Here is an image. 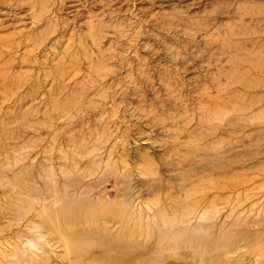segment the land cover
Instances as JSON below:
<instances>
[{
	"label": "rangeland",
	"instance_id": "374dc122",
	"mask_svg": "<svg viewBox=\"0 0 264 264\" xmlns=\"http://www.w3.org/2000/svg\"><path fill=\"white\" fill-rule=\"evenodd\" d=\"M8 1L0 0V43L11 44H0L6 54L0 57V264H94L105 253L99 264L122 258L124 264H264V0H10L15 8ZM62 47L69 48L66 54ZM65 64H79L78 70ZM47 171L62 187L78 178L71 198L112 208L126 203L125 219L134 225L96 235L86 243L95 244L93 252L75 258L47 224L49 211L60 207L57 197L15 188H45ZM190 194L201 198L197 205H186ZM43 204L49 207L40 214ZM161 206L168 215H156ZM184 207L193 212L183 213ZM155 218L182 228L147 226ZM121 241L133 250L115 262L113 249Z\"/></svg>",
	"mask_w": 264,
	"mask_h": 264
},
{
	"label": "bare ground",
	"instance_id": "6f19581e",
	"mask_svg": "<svg viewBox=\"0 0 264 264\" xmlns=\"http://www.w3.org/2000/svg\"><path fill=\"white\" fill-rule=\"evenodd\" d=\"M10 1V0H9ZM8 1V3H7V6L9 7V5L8 4H10V2ZM16 1V0H15ZM19 1V0H18ZM21 1V0H20ZM19 1V2H20ZM34 1V0H33ZM33 1H31L32 3H34ZM36 1V0H35ZM50 1V0H49ZM53 1V0H52ZM62 1V0H61ZM68 1V0H67ZM72 1L73 0H71V3H72ZM79 0H77L76 1V4H77V2H78ZM95 1V0H94ZM25 1H23V2H20L21 4L22 3H24ZM28 2V1H27ZM38 2H39V0H38ZM42 2V1H41ZM43 2H44V0H43ZM46 2V1H45ZM63 2V1H62ZM70 2V1H69ZM75 2V1H74ZM73 2V3H74ZM93 2V1H92ZM96 2V1H95ZM32 3H30V1L27 3V5L29 6V4H32ZM52 4L53 2H49V4ZM64 3H66V2H64ZM89 3V2H88ZM108 3V2H107ZM16 3H14V5H15ZM35 4H36V2H35ZM48 4V6H50ZM60 4V3H59ZM76 4H74V5H76ZM81 4V3H80ZM80 4H78V5H80ZM83 4V3H82ZM93 4H94V2H93ZM6 5V4H5ZM20 5V4H19ZM62 6L61 7H63V4H61ZM68 5V4H67ZM70 5H72V4H70ZM69 5V6H70ZM74 5L72 6L73 8H74ZM86 5V4H85ZM91 5V4H90ZM10 6H11V4H10ZM12 6H13V4H12ZM11 6V7H12ZM23 6H25V5H23ZM34 5H32V7H33ZM36 6V5H35ZM108 6V5H107ZM112 6V5H111ZM14 8H15V6H13ZM18 7H21V5L20 6H18ZM37 7H39V5L37 6ZM81 7H82V5H81ZM80 7V8H81ZM93 7H95V5L93 6ZM97 7V6H96ZM95 7V8H96ZM1 8V7H0ZM3 8H4V6H3ZM14 8H13V10H14ZM16 8H17V5H16ZM26 8V7H25ZM30 8V9H29ZM40 8V7H39ZM42 8V7H41ZM67 8H68V6H67ZM76 8V7H75ZM83 8V7H82ZM89 8V7H88ZM94 8V9H95ZM100 8V7H99ZM20 9V8H19ZM28 9L31 11V6L30 7H28ZM58 9H60L59 7H58ZM64 9V8H63ZM69 9V8H68ZM71 9V8H70ZM78 9V8H77ZM0 10H2V9H0ZM13 10H12V12H13ZM26 10H27V8H26ZM26 10H24V12L26 11ZM28 10V11H29ZM40 10V9H39ZM42 10V9H41ZM43 10L45 11V9L43 8ZM61 10V9H60ZM82 10V9H81ZM96 10V9H95ZM98 10V9H97ZM105 10H108V9H106V7H105ZM3 11V10H2ZM1 11V12H2ZM37 11V10H36ZM36 11H32V12H34V15L36 16L37 14L35 13ZM58 11V10H57ZM71 11V10H70ZM79 11V10H78ZM84 11V10H83ZM88 11V10H87ZM37 12H39V11H37ZM41 12V11H40ZM71 12H73V11H71ZM86 12V11H85ZM84 12V13H85ZM104 13H106L105 11H103ZM3 13V12H2ZM7 13H8V11H7ZM10 13V12H9ZM16 13V12H15ZM17 13H19V12H17ZM29 13V12H28ZM45 13H47V12H45ZM79 13V12H78ZM89 13V12H88ZM88 13L86 14V15H88ZM99 13V12H98ZM101 14L100 15H102V11L100 12ZM103 13V14H104ZM21 14V13H20ZM30 14H32V13H30ZM40 14V15H39ZM38 15L40 16H38L37 17V20H38V18H41L42 17V13H39ZM42 14V15H41ZM10 15V14H9ZM19 15V14H18ZM22 15H24V14H21V17H22ZM29 15V14H28ZM34 15H33V19H36V17L34 18ZM52 15V14H51ZM54 15H56V14H54ZM100 15H99V17H100ZM20 16V15H19ZM65 16V15H64ZM7 17V16H6ZM46 17V16H45ZM98 17V16H97ZM98 17V18H99ZM20 18V17H19ZM84 18V17H83ZM90 18V17H89ZM14 19V18H13ZM30 19H32V18H30ZM32 19V20H33ZM43 19V18H42ZM46 19H47V17H46ZM48 19H51V16H50V18H48ZM55 19V18H54ZM66 19V18H65ZM69 19H70V17H69ZM82 19V18H81ZM9 20V19H8ZM7 20V21H8ZM18 20V19H17ZM39 20H41V19H39ZM38 20V21H39ZM45 20V19H44ZM20 21H21V19H20ZM48 21V20H47ZM52 21V20H51ZM50 21V22H51ZM55 22L53 23V26L55 25V23H56V20H54ZM4 22V21H3ZM9 22V21H8ZM8 22H6V23H8ZM16 22V21H15ZM33 22V21H32ZM32 22H30V23H32ZM49 22V21H48ZM17 23V22H16ZM52 23H51V25H52ZM66 23V22H65ZM92 23V22H91ZM3 24V23H2ZM9 24V23H8ZM33 24H35V22L33 23ZM67 24V23H66ZM65 24V25H66ZM93 24V23H92ZM181 24V23H180ZM0 25H1V22H0ZM11 25H12V23H11ZM20 25V24H19ZM62 25H63V23H62ZM164 25V24H163ZM9 26V25H8ZM17 26V25H16ZM70 26V25H69ZM68 26V27H69ZM13 27V26H12ZM19 27H21V25L19 26ZM41 27V26H40ZM55 27H56V25L54 26V29H55ZM63 27H64V25H63ZM90 27H92V25L90 26ZM1 28V27H0ZM4 28V27H3ZM52 28V27H51ZM65 28V27H64ZM11 29V28H10ZM13 29V28H12ZM11 29V30H12ZM15 29H17V28H15ZM19 30H20V28H18ZM17 29V31L18 32H20L19 30ZM54 29H51V31H49V32H52ZM63 29V28H62ZM70 29V28H69ZM73 29H75V28H73ZM72 29V30H73ZM91 29V28H90ZM3 30V29H2ZM56 30V29H55ZM60 30H61V27H60ZM102 30V29H101ZM64 30H62V32H63ZM1 32V31H0ZM5 32V31H4ZM10 32L11 31H9V35H10ZM14 31H12L11 32V34L13 33ZM25 32V31H24ZM47 32V31H46ZM49 32H47V33H49ZM68 32H70V31H68ZM21 33V32H20ZM53 33V32H52ZM100 33V32H99ZM26 35L25 36H27L25 39H27L28 38V36L30 35H27V32L25 33ZM61 34V33H60ZM16 36L17 34H13V35H11V36ZM2 36V35H1ZM2 37H6V36H4V34H3V36ZM17 37H22V35H20V36H17ZM16 37V38H17ZM29 37H31V36H29ZM71 37H72V35H71ZM24 38V37H23ZM67 38V37H66ZM103 38V37H102ZM13 39V38H12ZM11 39V40H12ZM29 39V38H28ZM27 39V40H28ZM19 40V38H17V40L16 41H18ZM21 40V39H20ZM66 40V39H65ZM81 40V39H80ZM2 40H0V42H1ZM10 41V40H9ZM8 41V42H9ZM14 41V40H13ZM25 41V40H24ZM36 41V40H35ZM19 42V41H18ZM58 42V41H57ZM64 42V41H63ZM79 42V41H78ZM80 42H82V41H80ZM87 42V41H86ZM3 43H6V41L4 42H2V44ZM54 43H56V42H54ZM65 43V42H64ZM94 43V42H93ZM97 43V42H96ZM239 43V42H238ZM1 44V43H0ZM1 44V45H2ZM15 44H16V42H15ZM14 44V45H15ZM19 44V43H18ZM37 44V43H36ZM39 44V43H38ZM48 44V43H47ZM81 44V43H80ZM91 44H92V42H91ZM5 44H3L2 46H4ZM8 45H11L10 44V42H9V44L7 43L6 44V46H8ZM25 45V44H24ZM29 45H33V44H30L29 43ZM34 45H35V43H34ZM66 45V44H65ZM64 45V46H65ZM68 45V44H67ZM66 45V46H67ZM82 45V44H81ZM81 45H79V46H81ZM89 45H90V43H89ZM6 46H4L5 48H6ZM23 46V45H22ZM69 46V45H68ZM74 46V45H73ZM76 46V45H75ZM172 46V45H171ZM240 46V45H239ZM9 47V46H8ZM14 47V46H13ZM16 47V46H15ZM19 46L17 45V47L16 48H18ZM31 47V46H30ZM71 47V46H70ZM81 47H83V46H81ZM84 47H85V45H84ZM83 47V49H86V48H84ZM235 47L237 48L238 46H237V44L235 45ZM63 48V47H62ZM65 48V47H64ZM64 48L63 49H60V50H63V52H65V50H64ZM73 48H75V47H73ZM11 49V48H10ZM13 49V48H12ZM21 49V48H20ZM65 49H67V50H69V48H65ZM77 49V48H76ZM238 49V48H237ZM241 49H243V48H241ZM3 50V48L1 47L0 48V51H2ZM34 50V49H33ZM59 50V49H58ZM59 50V51H60ZM67 50H66V52H67ZM73 50V49H72ZM109 50V49H108ZM168 50V49H167ZM172 50V49H171ZM9 51V50H8ZM7 51V52H8ZM14 51V50H13ZM57 51V50H56ZM22 52H24V51H22ZM66 52L64 53V54H66ZM73 52L76 54V52H77V50H73ZM86 52V51H85ZM171 52H175V51H171ZM241 52V51H240ZM10 53H12V50L10 51ZM9 53V54H10ZM16 53V52H15ZM55 53V52H54ZM53 53V54H54ZM71 53H72V51H71ZM241 53H243V51L241 52ZM3 53L1 52V54H0V57H2L3 55H5L6 56V54H3ZM13 54V53H12ZM42 54V53H41ZM59 54H61V52L59 53ZM78 54V53H77ZM179 53H175V55L177 56ZM237 52H236V55L235 54H233L234 56H236L237 57ZM2 55V56H1ZM11 55V54H10ZM9 55V56H10ZM13 55H15V54H13ZM12 55V56H13ZM55 55V54H54ZM232 55V56H233ZM242 55H244V54H242ZM241 55V56H242ZM5 56H3V57H5ZM7 56H8V54H7ZM12 56H10V57H12ZM41 56V55H40ZM64 56V55H63ZM69 56H70V52H69ZM109 56H111V55H109ZM109 56H106V57H108V59H109ZM233 56V57H234ZM245 56V55H244ZM10 57H7L8 59L10 58ZM21 57V56H20ZM238 57H240V56H238ZM237 57V58H238ZM246 57V56H245ZM6 58V57H5ZM5 58H3V59H5ZM55 58H56V56H55ZM68 58V57H67ZM73 58V57H72ZM77 58H78V56H77ZM85 58V57H84ZM2 58H0V60H1ZM11 59V58H10ZM14 60H15V57L13 58ZM12 59V60H13ZM21 59V58H20ZM22 59H24V58H22ZM69 59H70V57H69ZM69 59H67V60H69ZM82 59V58H81ZM230 59H231V57H230ZM229 59V60H230ZM29 60H30V58H29ZM37 60V59H36ZM46 60V59H45ZM50 60H51V58H50ZM53 60V59H52ZM71 60V59H70ZM105 60H107V58L105 59ZM231 60H233V59H231ZM238 60H239V58H238ZM244 59H243V57H242V59H240V61H243ZM245 60H248V58L247 59H245ZM252 60V59H251ZM5 61V60H4ZM4 61H2V62H0V63H4ZM24 62H25V60H23ZM33 61H34V57H33ZM75 60L73 59V61L71 60V62H73V63H75L74 62ZM76 61H77V59H76ZM79 61V60H78ZM182 61H184V60H182ZM187 61V60H186ZM185 61V62H186ZM6 62H7V60H6ZM5 62V63H6ZM13 62V61H12ZM50 62V61H49ZM81 62V61H80ZM87 62V61H86ZM234 62H235V60H234ZM233 62V63H234ZM9 63H11V61L9 62ZM8 62H7V64H9ZM42 63V62H41ZM69 63V62H68ZM77 63V62H76ZM180 63H181V59H180ZM63 64V63H62ZM72 64V63H71ZM80 64V63H79ZM78 64V65H79ZM182 64V63H181ZM65 65H68V68H71V69H74L75 68V66H76V70H78L77 69V66L78 65H74V66H72V67H69L70 65L69 64H65ZM89 65V64H88ZM233 65H235V64H233ZM23 66H24V64H23ZM26 66V65H25ZM58 66H59V68H61L60 67V65H58L57 64V69H58ZM62 66V65H61ZM8 67H10V65L8 66ZM74 67V68H73ZM233 67V66H232ZM7 68V66H5V69ZM10 68H12V67H10ZM29 68V67H28ZM56 68V67H55ZM54 68V69H55ZM63 68V67H62ZM61 68V69H62ZM65 68H67L66 66H65ZM87 68H89V66H87ZM16 69V68H15ZM36 69V68H35ZM53 69V70H54ZM57 69H55V71L57 70ZM93 68L91 67V70H92ZM236 69V68H235ZM234 69V70H235ZM36 70H38V69H36ZM42 70H43V68H42ZM52 70V69H51ZM89 70V69H88ZM231 70L232 69H230V70H228L229 72L228 73H230L231 72ZM237 70V69H236ZM235 70V71H236ZM1 71H5V70H1ZM7 71H9V70H7ZM54 71V72H55ZM66 71H69L68 73H69V75H74V73L75 72H78V71H75L74 70V73H73V70L71 71L72 73H70V70H67L66 69ZM80 71V70H79ZM46 72V71H45ZM58 72H59V76H63L64 75V71L63 70H58ZM90 73H91V71H89ZM146 72V71H145ZM10 73H12V72H10ZM51 73V72H50ZM55 73H57V72H55ZM79 73V72H78ZM2 74H3V72H2ZM7 74V73H6ZM20 74V73H19ZM31 74V73H30ZM29 74V75H30ZM54 74V73H53ZM0 75H1V73H0ZM29 75H27V76H29ZM35 75V74H34ZM43 75V74H42ZM68 75V74H67ZM68 75V76H69ZM139 75H140V73H139ZM147 75V74H146ZM5 77V73L2 75V77ZM11 76H13L12 74H11ZM21 76H22V74H21ZM53 76V75H52ZM145 76V75H144ZM3 77V78H4ZM31 77H32V75H31ZM35 77H36V75H35ZM34 77V78H35ZM50 77V76H49ZM70 77V76H69ZM105 77V76H104ZM219 77V76H218ZM52 78V77H51ZM132 78V77H131ZM134 78V77H133ZM133 78L130 80V81H132L133 80ZM4 79H6V78H4ZM4 79H3V81H4ZM18 79H19V77H18ZM36 79V78H35ZM37 79H38V77H37ZM64 79V78H63ZM62 78H61V80H62V82L65 80H63ZM153 79V78H152ZM168 79H169V77H168ZM167 79V80H168ZM19 80H21V79H19ZM44 80V79H43ZM54 79H52V80H49V81H53ZM88 80V79H87ZM146 80H147V78H146ZM175 80H177V77H176V79ZM26 81V80H25ZM37 81V80H36ZM66 81V80H65ZM134 81H135V78H134ZM133 81V82H134ZM138 80H136V82H137ZM178 81V80H177ZM2 82V81H1ZM38 82H40L39 80H38ZM85 82V81H84ZM105 82V81H104ZM136 82H134V83H136ZM139 83H141L140 81H138ZM138 82L136 83V84H138ZM169 82H171V80H169ZM8 83V82H7ZM31 83H33V82H31ZM132 83V82H131ZM155 83V82H154ZM172 83V82H171ZM174 83V82H173ZM179 83V82H178ZM222 83V82H221ZM223 83L224 84H226L224 81H223ZM222 83V85H224ZM9 84V83H8ZM106 84V83H105ZM104 83H103V85H105ZM133 84V83H132ZM136 84H135V87H136V89L139 87L138 85L136 86ZM175 84H176V81H175ZM181 84V83H180ZM218 84H220V82L218 81ZM229 84V83H228ZM18 85V84H17ZM33 85L34 84H32V87H33ZM38 85H40V84H38ZM3 86V85H2ZM37 86V85H36ZM42 86V85H41ZM63 86V85H62ZM65 86V85H64ZM146 86H147V84H146ZM150 86V85H149ZM221 86V85H220ZM104 87V86H103ZM102 87V88H103ZM106 87V86H105ZM104 87V88H105ZM130 87V86H129ZM132 87H134V86H132ZM36 88H40V86L39 87H36ZM124 88H125V85H124ZM9 89V88H8ZM12 89V88H11ZM73 89V88H72ZM115 89V88H114ZM125 89H127V88H125ZM135 89V90H136ZM138 89H142V86H141V88L139 87ZM208 89V88H207ZM14 90H15V88H14ZM27 90V89H26ZM28 91V90H27ZM87 91V90H86ZM106 91V90H105ZM141 91V90H140ZM4 93H5V90L3 91ZM15 91H13L12 93H14ZM29 92V91H28ZM93 92V91H92ZM104 92V91H103ZM125 92H127V91H125ZM142 92H143V90H142ZM141 92V93H142ZM10 93V92H9ZM136 93H138L137 91H136ZM140 93V92H139ZM139 93L137 94L138 96H139ZM170 93V92H169ZM27 94V93H26ZM106 94V93H105ZM13 95V94H12ZM20 95V94H19ZM28 95V94H27ZM32 95H35V94H32ZM95 95V94H94ZM111 95H112V93H111ZM132 95V94H131ZM170 95V94H169ZM18 96V95H17ZM19 97V96H18ZM36 97V96H35ZM35 97H33V98H35ZM106 97V96H105ZM104 97V98H105ZM111 97V96H110ZM140 97H143V96H140ZM103 98V99H104ZM117 98V97H116ZM119 98V97H118ZM112 99V98H111ZM166 99V98H165ZM108 100V99H107ZM142 100V99H141ZM210 100V99H209ZM110 102H112L111 100H109ZM108 101V102H109ZM161 101H163V99H162V97H161ZM204 101V100H203ZM57 103H58V101H57ZM200 103H202V101L200 102ZM206 103H208L207 102V100H206ZM205 102H204V104H202L203 106L206 104ZM53 105V104H52ZM108 105H112V104H110V103H108ZM114 105V104H113ZM121 105V104H120ZM119 105V106H120ZM117 106V105H116ZM53 107V106H52ZM55 107H58V106H55ZM90 107V106H89ZM99 107V106H98ZM110 107V106H109ZM209 107V106H208ZM207 107V108H208ZM59 108V107H58ZM119 108V107H118ZM197 108V107H196ZM85 109V108H84ZM98 109V108H97ZM110 109H111V107H110ZM199 109V108H198ZM56 110V109H55ZM113 108L110 110L111 112V114H113V113H115V110H113ZM214 110H215V108H214ZM204 111V109H202V112ZM211 111H213V110H211ZM216 111V110H215ZM214 111V112H215ZM218 111V110H217ZM215 112L216 114H217V116H218V113H219V111L218 112ZM101 112V111H100ZM28 113V112H27ZM102 113V112H101ZM116 113H118L117 112V110H116ZM115 113V114H116ZM208 112H206L205 114H207ZM210 113V112H209ZM146 114L148 115V113L146 112ZM223 114V113H222ZM86 115H88V114H86ZM108 115H109V113H108ZM211 115V114H210ZM209 115V116H210ZM111 116V115H110ZM117 116V115H116ZM119 116V115H118ZM208 116V117H209ZM217 116H214V114H213V119L214 118H216ZM112 117V116H111ZM219 117V116H218ZM217 117V118H218ZM49 118V117H48ZM89 118V117H88ZM100 118H101V116H100ZM99 118V119H100ZM109 118V117H108ZM107 118V119H108ZM210 118V117H209ZM207 119L208 121L210 120V119ZM211 118H212V116H211ZM220 118V117H219ZM106 119V121H108ZM111 119V118H110ZM212 119V120H213ZM32 121V120H31ZM106 121H104V122H106ZM230 121L231 122H233V121H235V119L234 118H231L230 119ZM53 122V121H52ZM33 123V122H32ZM184 123V122H183ZM21 124V123H20ZM28 124H29V122H28ZM114 124V123H113ZM186 125V124H185ZM185 125H184V127H185ZM205 126H206V124H204ZM209 125V124H208ZM223 125V124H222ZM32 127V126H31ZM192 127V126H191ZM33 128V127H32ZM211 129V128H210ZM208 130L207 129V131H211V130ZM90 130V129H89ZM192 130V129H191ZM192 131H194V130H192ZM89 132V131H88ZM212 132V131H211ZM210 132V133H211ZM214 132V131H213ZM176 133H177V131H176ZM189 133V132H188ZM193 133V132H192ZM197 135H198V133H196ZM195 134V137H197L198 139H199V136H197ZM199 134H200V132H199ZM206 134V133H205ZM208 134V133H207ZM189 135V137H191V138H193L192 136H194V135H192V136H190L191 134H188ZM201 135V134H200ZM178 139V138H177ZM181 139H183V138H181ZM211 140H212V138H211ZM74 141V140H73ZM182 141V140H181ZM184 141H185V139H184ZM207 142V141H206ZM213 142H214V140H213ZM181 143V142H180ZM188 143H190V142H188ZM205 143V142H204ZM183 145H185V144H183ZM187 145V144H186ZM207 145V144H206ZM205 145V146H206ZM212 145H214L213 143H212ZM176 147H178V145L176 144L175 145ZM188 146V145H187ZM179 147H181L180 146V144H179ZM208 148H209V146H208ZM213 148H214V146H213ZM89 149V148H88ZM181 149V148H180ZM192 149V148H191ZM210 149V148H209ZM90 150H91V148H90ZM187 150V149H186ZM190 150V149H189ZM189 150H188V152H189ZM205 150H207V149H205ZM211 150V149H210ZM177 151H178V149H177ZM180 151V150H179ZM181 152V151H180ZM190 152H191V150H190ZM190 152H189V155H190ZM192 152H195V151H192ZM207 152H213V151H206L205 152V154L207 153ZM187 153V152H186ZM111 154V153H110ZM175 154V153H174ZM192 154H194V153H191V155ZM204 154V155H205ZM213 154H215L214 152H213ZM212 154V155H213ZM96 155V154H95ZM182 155L184 156V153H182ZM188 155V156H189ZM210 155H211V153H210ZM109 156V155H108ZM175 156H177V155H175ZM181 156V155H180ZM187 156V157H188ZM196 156H197V154H196ZM208 156V155H207ZM179 157V156H178ZM182 157V156H181ZM209 159V158H208ZM99 160H100V158H99ZM111 160V159H110ZM115 160V159H114ZM126 160V159H125ZM207 160V159H206ZM205 160V161H206ZM216 160V159H215ZM109 161V160H108ZM207 161H210V159L209 160H207ZM206 161V162H207ZM198 162V161H197ZM214 162V161H213ZM212 162V163H213ZM223 162V161H222ZM121 163V162H120ZM123 163V162H122ZM208 163V162H207ZM110 164H112V162L110 163ZM116 164V163H115ZM178 164V163H177ZM192 164H194V163H192ZM192 164H191V168H192ZM206 164V163H205ZM124 165V164H123ZM210 165V162L208 163V165L207 166H209ZM211 165H213V164H211ZM109 166H111V165H109ZM199 166V165H198ZM112 167V166H111ZM125 167V166H124ZM186 167V166H185ZM114 168V167H113ZM182 168H183V166H182ZM215 168V167H214ZM53 169V168H52ZM108 169H109V167H108ZM184 169V168H183ZM192 169H195L194 167L192 168ZM192 169L191 170H189V171H192ZM51 170V169H50ZM110 170V169H109ZM63 171V170H62ZM207 171H208V168H207ZM206 171V172H207ZM212 171V170H211ZM53 171H47L46 172V174H45V176H46V178H47V180H46V183H45V188H42V189H34V188H31L30 186H28V185H23L22 183H21V181H20V183L22 184L21 186H18V187H16L15 186V188L16 189H20V190H24V191H27V192H29V191H34V192H39V193H50V194H52V195H54V196H56L57 197V201H60L61 202V204H60V207H57L56 209H53V210H51V211H49V213L47 214V216H48V218H49V222H47V224H50V227L52 226V228H53V230H51V231H54L55 230V232L57 233V235H58V238L59 239H61V240H63V243H64V246L67 248V250H68V252H74V254L76 255V256H74L75 258H79L80 260H81V257H85V256H87V253L88 254H90L91 253V251L93 250V248H95L94 247V245L95 244H92V243H90V244H86L87 243V241L89 242V241H93V238L95 239V236L97 235H99L100 233H104V232H107V231H111L112 229H117V228H121V229H129V228H131L132 227V225H134V224H132V225H130L129 223H127V219H125V214H127V212L128 211H124V207H122V206H124V204H126V203H122V204H120V205H118L116 208H112L110 205H108V204H105V202H100L99 200H95L94 199V201H90V200H88V199H86V198H82V197H76V198H71V196L72 195H75V192H76V188H75V185L77 184V182H78V178H75V179H72V177H70V178H68L67 179V185L66 186H64V187H62V186H58V185H56V183H55V181H54V176L55 175H53V173H52ZM188 172V171H187ZM197 172V171H196ZM110 174H108V175H111V172H109ZM194 173V172H193ZM204 173H205V171H204ZM22 173L20 172V171H18V173L14 176L15 177V179H20V175H21ZM203 174V173H202ZM99 175V174H98ZM153 175H154V173H153ZM152 175V176H153ZM211 175H212V173H211ZM210 175V176H211ZM114 176V175H113ZM209 176V175H208ZM87 177V176H86ZM112 177V176H111ZM206 177H207V175H206ZM154 178H156V177H152L151 179L153 180ZM204 178V177H203ZM210 178V177H209ZM101 179H104V178H101ZM100 179V180H101ZM106 179V178H105ZM53 180V181H52ZM77 181V182H76ZM102 181V180H101ZM106 181V180H105ZM108 181V180H107ZM212 181V180H211ZM99 182V181H98ZM109 182V181H108ZM11 183H15V182H11ZM103 183V182H102ZM151 183H152V181H151ZM155 183V182H154ZM153 184V183H152ZM15 185V184H14ZM103 185V184H102ZM97 186V185H96ZM89 187V186H88ZM105 187V186H104ZM203 188V187H202ZM43 189H45V190H43ZM96 189V188H95ZM212 189V188H211ZM41 190H43V191H41ZM107 190V189H106ZM200 190H202V189H200ZM78 191V190H77ZM101 191H102V189H101ZM193 191V190H192ZM197 191V190H196ZM203 191V190H202ZM7 192V191H6ZM10 192V191H9ZM191 192V191H190ZM88 193V189H84V191L83 192H80V194L81 195H86ZM108 193V192H107ZM213 193H211L210 191H208V192H206V196H207V198H209L211 195H212ZM217 194V193H216ZM42 195V194H41ZM234 195V194H233ZM205 196V197H206ZM216 196V195H215ZM214 196V197H215ZM33 197V196H32ZM101 197V196H100ZM37 198V197H36ZM211 198V197H210ZM185 203H187L186 205H188L189 206V204L191 205V204H195L198 200H200L201 198H196V195L194 194H190V195H188V196H186L185 198ZM214 199V198H213ZM220 199V198H219ZM20 201V200H19ZM123 201V200H122ZM122 201H120V202H122ZM32 202H34V201H32ZM40 202V201H39ZM118 202V201H117ZM35 203V202H34ZM210 203V202H209ZM232 203V202H231ZM230 203V204H231ZM182 204H184V203H182ZM213 204H214V201H213ZM40 205V204H39ZM51 205V204H50ZM181 205V204H180ZM193 205H191V206H193ZM195 205H197V204H195ZM205 205V204H204ZM53 206V205H52ZM215 206H216V204H215ZM28 207V206H27ZM49 207V205H47V204H43L42 206H40V209H41V211H40V214H41V212L43 211V210H46L47 208ZM236 207V206H235ZM126 208H127V205H126ZM190 208H192V210H193V207H189V208H187V207H184V208H182L181 210H182V212L183 213H186L188 210H189V212L190 213H192L191 211H190ZM128 209V208H127ZM154 210V209H153ZM198 210V209H197ZM196 210V211H197ZM207 211H208V209H207ZM231 211H232V207H231ZM200 212V211H199ZM155 213H156V215L157 216H164V215H168L167 214V211H165V208L163 207V206H161L159 209H157V210H155ZM166 213V214H165ZM178 213V212H177ZM211 213V212H210ZM35 215V214H34ZM46 215V214H45ZM37 216V215H36ZM35 216V217H36ZM41 216V215H40ZM29 217V216H28ZM38 217V216H37ZM215 217V216H214ZM194 218V217H193ZM198 218V217H197ZM218 219V218H217ZM29 220V219H28ZM35 220V219H34ZM48 220V219H47ZM111 220H115L116 221V223L118 224V227H113L112 225H109L110 223V221ZM128 220H129V218H128ZM197 220V219H196ZM30 222H33V221H30ZM29 222V223H30ZM115 223V224H116ZM115 224H113V225H115ZM38 225V224H37ZM24 226V225H23ZM27 226V225H26ZM39 226V225H38ZM41 226H43V225H41ZM48 226V225H47ZM147 226H149V227H152V226H154V227H161V228H164V229H170V228H179V229H181L182 227V225H180L179 224V222H177V221H173V220H171L170 221V219H162V221H161V223H157V221H156V218L154 219V221L152 222V221H150L149 222V224H147ZM28 227V226H27ZM40 227V226H39ZM185 228V227H184ZM42 229V228H41ZM47 229V228H46ZM45 229V230H46ZM49 229V228H48ZM30 230V229H29ZM44 230V231H45ZM183 230V229H182ZM49 231V230H48ZM118 231V230H117ZM34 232H36V231H34ZM27 233V232H26ZM52 233V232H51ZM119 233V232H118ZM122 233V232H121ZM23 234H24V232H23ZM28 234V233H27ZM130 234V233H129ZM31 235V234H30ZM38 235V234H37ZM20 236H22V235H20ZM26 237V236H25ZM28 237V236H27ZM39 237V236H38ZM79 237V238H78ZM5 238V237H4ZM19 238V237H18ZM30 238V237H29ZM29 238H27V239H29ZM77 238H78V240H77ZM102 238V237H101ZM11 239V238H10ZM31 240V239H30ZM34 240V239H33ZM60 240V241H61ZM102 240H105V239H102ZM7 242H9L8 240H6ZM16 241V240H15ZM22 241V240H21ZM26 241V240H25ZM29 241V240H28ZM78 241V242H77ZM100 241V240H99ZM97 242V241H96ZM101 242V241H100ZM100 242H98V243H100ZM16 243V242H15ZM103 245H104V241H102L101 242ZM25 244V243H24ZM43 244V243H42ZM102 244L100 245V244H98V245H100V247L102 248H100V251H102L103 252V248H104V246H102ZM10 245H13V246H15L14 244H10ZM221 245H223V243H221ZM12 246V247H13ZM117 246V248H114L113 250L116 252V254H114V255H116V256H113V257H116L115 259H114V261L116 262L117 260L119 261V258H122V257H124L123 255L125 254H127L126 256H128V255H131L130 253L132 252H130V250H133V249H130V247L128 246V245H125L124 244V242H120V244L118 243V245H116ZM22 247H23V245H22ZM128 247H129V249H128ZM10 248V247H9ZM14 248V247H13ZM38 248V247H37ZM64 248V247H63ZM109 248V247H108ZM25 249V248H24ZM104 249H106V247L104 248ZM116 249H117V251H116ZM147 249H150L149 247H147ZM21 250V249H20ZM107 250V249H106ZM109 251L110 250H112L111 248H109L108 249ZM1 251V250H0ZM113 251V252H114ZM68 252H65V254L66 253H68ZM93 252V251H92ZM101 252V253H102ZM106 252V251H105ZM104 252V253H105ZM112 252V251H111ZM135 252V251H134ZM162 252V251H161ZM1 254H3V258L4 257H6L5 255H4V252L2 251L1 252ZM24 254V253H23ZM70 254V253H69ZM97 254V253H96ZM100 254V253H99ZM106 254V253H105ZM105 254H104V256H105ZM108 254V253H107ZM109 254H110V252H109ZM109 254H108V256H109ZM133 254V253H132ZM147 254V253H146ZM145 254V255H146ZM7 255V254H6ZM12 255V256H11ZM9 254V256H11V257H14L13 256V254ZM73 255V254H72ZM149 255V254H148ZM163 255V254H162ZM165 255V254H164ZM8 256V255H7ZM45 256H47V254L45 255ZM93 259L95 258V253L93 254ZM101 256H103V253L101 254ZM101 256H100V258H101ZM104 256L102 257V258H104ZM150 256V255H149ZM16 257V256H15ZM23 257V256H22ZM39 257V256H38ZM62 257H64V256H62ZM65 257H67V258H69L68 257V255L67 256H65ZM74 257L72 256V258L74 259ZM98 257V256H97ZM96 257V258H97ZM164 257V256H163ZM18 258V257H17ZM47 258V257H46ZM45 258V259H46ZM90 258H92V255H91V257ZM99 258V257H98ZM101 258V259H102ZM118 258V259H117ZM127 258V257H126ZM129 258H130V256H129ZM135 258V257H134ZM23 259V258H22ZM25 259V258H24ZM73 259H70L71 260V262H72V260ZM79 259H75V261H78V263H79ZM83 259V258H82ZM101 259H99V260H93L94 261V264H99V261L101 260ZM125 259V258H124ZM124 259L122 258V260H120L119 262H116V263H118V264H124ZM145 259H147L146 258V256H145ZM69 260V261H70ZM105 260V259H104ZM139 260H140V257H139ZM138 260V261H139ZM144 260V259H143ZM15 261V260H14ZM41 261H42V259H41ZM68 261V262H69ZM98 261V262H97ZM140 261H142V259L140 260ZM9 262V261H8ZM19 262H20V259H19ZM26 262V261H25ZM82 262V261H81ZM92 262V261H91ZM96 262V263H95ZM103 262V261H102ZM127 263L126 264H128V261H126ZM7 263V262H6ZM13 263V262H12ZM28 264H32V263H30V262H27ZM42 263V262H41ZM76 263V262H75ZM106 263H108V262H106ZM106 263H104V264H106ZM162 263V262H161ZM207 263H209V262H207ZM1 264H3L2 262H1ZM14 264V263H13ZM23 264H24V262H23ZM52 264V263H51ZM67 264H69V263H67ZM72 264H73V262H72ZM83 264V263H82ZM89 264V263H88ZM101 264V263H100ZM103 264V263H102ZM109 264V263H108ZM200 264V263H199ZM206 264V263H205ZM210 264V263H209Z\"/></svg>",
	"mask_w": 264,
	"mask_h": 264
}]
</instances>
